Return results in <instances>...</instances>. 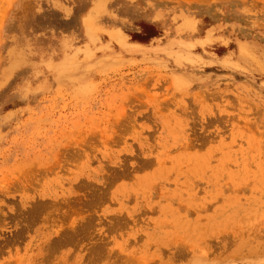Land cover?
I'll list each match as a JSON object with an SVG mask.
<instances>
[{"label":"rangeland","instance_id":"obj_1","mask_svg":"<svg viewBox=\"0 0 264 264\" xmlns=\"http://www.w3.org/2000/svg\"><path fill=\"white\" fill-rule=\"evenodd\" d=\"M263 198L264 0H0V264H264Z\"/></svg>","mask_w":264,"mask_h":264},{"label":"bare ground","instance_id":"obj_2","mask_svg":"<svg viewBox=\"0 0 264 264\" xmlns=\"http://www.w3.org/2000/svg\"><path fill=\"white\" fill-rule=\"evenodd\" d=\"M145 163H146V162H145ZM145 163H143V164H145ZM139 164L141 165V163H139ZM145 165H146V164H145ZM138 166H139V165H138ZM138 166H136L135 168L133 167V168L136 169ZM143 166H144V165H143ZM139 167L142 168L141 166H139ZM139 167H138V168H139ZM144 167H145V166H144ZM138 168H137V169H138ZM126 170H127V169H126ZM132 170H133V169H132ZM121 171H123V170H121ZM121 171H119V172H121ZM127 171H128V170H127ZM127 171H125V173H126ZM112 172H113V171H112ZM117 172H118V171H116V173H117ZM119 172H118V173H119ZM116 173H115V172L113 173V177H114V175H115V178L118 179V178H120V176L123 175L124 172L121 173V174L119 173L120 175L117 173L119 177L116 175ZM125 173H124V174H125ZM127 173L129 174L130 172H127ZM110 174H112V173H110ZM126 175H127V174H126ZM126 175H125V177L129 176L130 174L127 175V176H126ZM116 176H117L118 178H117ZM123 176H124V175H123ZM108 177H109V179H111V178H110L111 175L108 176ZM115 178H114V179H115ZM121 178H123V177H121ZM114 179H113V180H114ZM107 182H108V180H107ZM109 182H110V181H109ZM91 190H92V189H91ZM91 190H90V191H91ZM96 190H97V189H94L93 191H96ZM230 200H231V199H230ZM249 200H250V199H249ZM252 200H253V199H252ZM232 201H233V200H232ZM254 201H255V200H254ZM257 201H262V200H257ZM257 201H256V202H257ZM225 202H226V201H225ZM229 202H230V201H229ZM236 202H237V201H236ZM252 202H253V201H252ZM263 203H264V198H263ZM224 204H225V203H224ZM253 204H254V203H253ZM255 204H256V203H255ZM257 204H259V206H261L262 202H261V204H260V203H257ZM226 205H227V204H226ZM229 205H230V203H229ZM231 205H232V204H231ZM251 205H252V204H251ZM259 206H257L256 208H258ZM263 207H264V206H263ZM248 208H249V207H248ZM248 208H247V209H248ZM254 209H255V208H254ZM254 209H253V210H250L251 213H252V211H257L256 209H255V210H254ZM262 210H263V209H262ZM32 211H33V210H32ZM32 211H31V213L29 212V214H32ZM257 212H258V211H257ZM259 212H260V211H259ZM254 213H255V212H254ZM33 214H34V213H33ZM247 215H248V214H246L245 216L247 217ZM241 217H243V215H242ZM241 217H240V218H241ZM34 218H35V217H34ZM241 219H243V218H241ZM32 220H33V219H32ZM225 221H226V218H225ZM222 224H223V222H222ZM215 227H216V226H215ZM214 229H215V228H214ZM262 243H263V242H262ZM257 244H258V243H257ZM260 244H261V243H260ZM257 246H259V245H257ZM250 248H251V247H250ZM255 248H256V246H255ZM246 249H247V248H246ZM247 250H248V249H247ZM255 251H256V250H255ZM252 252L254 253V251H252ZM256 253H257V252H256ZM251 254H252V253H251Z\"/></svg>","mask_w":264,"mask_h":264}]
</instances>
